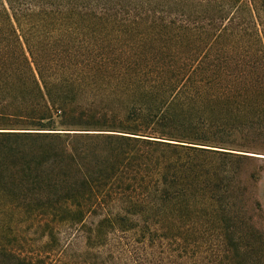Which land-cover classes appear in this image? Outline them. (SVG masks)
Returning a JSON list of instances; mask_svg holds the SVG:
<instances>
[{
	"label": "trees",
	"instance_id": "obj_1",
	"mask_svg": "<svg viewBox=\"0 0 264 264\" xmlns=\"http://www.w3.org/2000/svg\"><path fill=\"white\" fill-rule=\"evenodd\" d=\"M263 148L264 0H0V264H264Z\"/></svg>",
	"mask_w": 264,
	"mask_h": 264
},
{
	"label": "rangeland",
	"instance_id": "obj_2",
	"mask_svg": "<svg viewBox=\"0 0 264 264\" xmlns=\"http://www.w3.org/2000/svg\"><path fill=\"white\" fill-rule=\"evenodd\" d=\"M245 153L251 156L250 161H245L246 167L244 168V174L241 178V183L247 189L246 197L251 199L248 202V206L253 207L252 219L250 221L253 231L250 237L244 239L246 243L245 251H264V148L258 151H249ZM203 242L204 246H198V251H207L209 248H217L218 239L212 240H197ZM171 245V249L175 247ZM215 245V246H214ZM187 249H191L190 241L185 244ZM239 250H241L239 248ZM234 251V249H232Z\"/></svg>",
	"mask_w": 264,
	"mask_h": 264
}]
</instances>
